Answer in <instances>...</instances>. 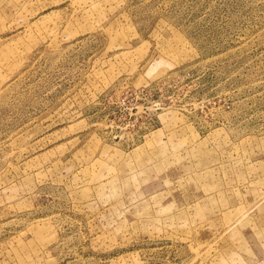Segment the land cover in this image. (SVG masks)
<instances>
[{"label":"rangeland","instance_id":"obj_1","mask_svg":"<svg viewBox=\"0 0 264 264\" xmlns=\"http://www.w3.org/2000/svg\"><path fill=\"white\" fill-rule=\"evenodd\" d=\"M0 264H264V0H0Z\"/></svg>","mask_w":264,"mask_h":264}]
</instances>
